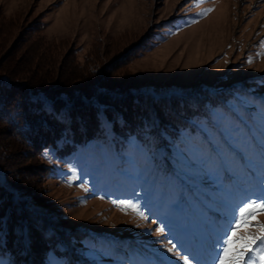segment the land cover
<instances>
[{"label": "rangeland", "instance_id": "374dc122", "mask_svg": "<svg viewBox=\"0 0 264 264\" xmlns=\"http://www.w3.org/2000/svg\"><path fill=\"white\" fill-rule=\"evenodd\" d=\"M38 21L40 32L25 46L51 47L44 61L51 67L50 58L72 48L81 65L98 57V46L107 64L149 31L141 42L149 47L119 73L149 89L167 87L192 107L199 102L204 113L191 118L196 129L181 149L170 145L171 160L156 135L150 141L162 163L133 141L129 176L108 142L89 141L65 156L45 149V212L61 229L83 232L60 243L78 261H36L20 227L7 250L0 230V264H217L214 246L238 207L264 190V0H0V56L19 48L20 32ZM204 145L210 154L202 164L195 150ZM137 154L142 167L133 163ZM144 161L154 180L143 177ZM163 162L174 180L158 181ZM132 200L146 219L124 207ZM251 222L264 224V215Z\"/></svg>", "mask_w": 264, "mask_h": 264}, {"label": "trees", "instance_id": "16d2710c", "mask_svg": "<svg viewBox=\"0 0 264 264\" xmlns=\"http://www.w3.org/2000/svg\"><path fill=\"white\" fill-rule=\"evenodd\" d=\"M40 30V21L26 26L18 35L23 39L16 40L20 42L19 48L14 45L0 56L1 239L3 247L10 249L18 235L16 229L24 225L26 247L36 261L39 256L47 261L49 255H54L67 256L69 263H76L78 257L60 243L73 242L83 232L78 228L70 232L61 229L45 212L50 196L44 150L53 147L58 156H65L89 141L108 142L118 154H123L121 165L129 164V176L135 171L129 162L136 152L133 141L143 149L141 154L159 158L150 141L156 135L163 152L172 157V146L181 149L183 140L196 129L191 118L204 112L201 103L192 107L181 102L167 87L149 89L139 79H127L119 73L149 47L141 44L149 31L139 43L129 45L107 64L102 63L106 49L98 46V57L90 56L81 65L72 59V48L61 60L50 58L55 62L51 67L44 62L49 59L46 52L51 47L42 44L36 53L25 46ZM18 51L19 57L14 59ZM34 58L39 61L32 65ZM208 149L204 145L195 150L199 160L204 161L210 154ZM134 159L133 163L139 161V166H143L138 154ZM144 164L148 169L143 171V177L154 180L148 163ZM174 178L170 172H164L163 162L158 181Z\"/></svg>", "mask_w": 264, "mask_h": 264}, {"label": "snow or ice", "instance_id": "6c2138e0", "mask_svg": "<svg viewBox=\"0 0 264 264\" xmlns=\"http://www.w3.org/2000/svg\"><path fill=\"white\" fill-rule=\"evenodd\" d=\"M124 207L138 213L139 218L146 219L135 200L125 203ZM257 215H264V190L259 195L244 200L242 206L238 207V216L233 217L229 229L214 246V260L217 264H256V261L264 264V224L251 222ZM156 231L160 232L162 229L157 228ZM188 259L193 258L189 256Z\"/></svg>", "mask_w": 264, "mask_h": 264}, {"label": "water", "instance_id": "95a60500", "mask_svg": "<svg viewBox=\"0 0 264 264\" xmlns=\"http://www.w3.org/2000/svg\"><path fill=\"white\" fill-rule=\"evenodd\" d=\"M21 229H22V238H23V231H24V226H22V228H21Z\"/></svg>", "mask_w": 264, "mask_h": 264}]
</instances>
